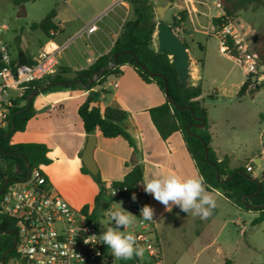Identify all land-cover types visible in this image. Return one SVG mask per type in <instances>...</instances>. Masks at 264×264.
Wrapping results in <instances>:
<instances>
[{
	"label": "crops",
	"instance_id": "1",
	"mask_svg": "<svg viewBox=\"0 0 264 264\" xmlns=\"http://www.w3.org/2000/svg\"><path fill=\"white\" fill-rule=\"evenodd\" d=\"M214 1L219 7L218 1ZM82 2V0H57L52 6L49 11L56 8L54 19V23L58 27L56 34L52 36L43 34L24 40L15 39L16 50L12 51L11 45L5 42L12 61L17 62L21 52H26L33 61L44 49L54 50L58 59L56 72L62 68L80 71L89 68L100 56L107 54L118 38L124 23L133 17L132 6L127 0H88L90 8L86 12L80 7ZM120 3L122 5L119 11H115L112 15L108 14L109 10ZM173 3V8L178 6V10L187 11L183 29L176 30L184 41L187 42L188 39L193 43L194 33L210 34L206 32L204 25L208 22L207 18L211 13V4L207 0H183V2ZM221 15H223V11L219 9L216 16ZM98 17L100 18L96 23L97 29L94 32H88L87 26ZM197 45L200 49L204 47L200 42H197ZM188 47L191 56L189 83L201 85L203 93L200 102L207 109L205 98L217 97V91H206L204 75L201 74L205 69L208 52L204 47L203 62L202 59L193 56L189 44ZM221 52L224 54L222 50ZM226 56L230 58L227 54ZM243 75L244 80L241 83L244 84L248 78L244 72ZM72 76V74L66 75V77ZM243 84H239V86ZM232 86L236 87V84ZM258 89H261L260 86L256 88V85L253 87L249 85L243 95L250 92L255 99L259 97V92L253 93V91ZM93 90L103 91L98 103L102 110L111 106L126 112L122 125L134 143V147H130L122 137L106 138L100 132L94 134L96 136L94 159L99 169L98 173L107 185L123 179L128 171L126 163L133 156L143 167L144 180L145 177L169 173H176L183 177L199 174L186 149L181 133L174 132L166 140H162L150 119L148 110L166 102L165 95L154 82L144 81L134 68L125 65L121 67L119 75L109 76L102 85L95 86ZM88 92L87 89H80L39 94L34 100L36 115L30 119L23 132L14 134L12 142L45 144L48 147L47 157L50 159V163L41 165V168L50 186L74 208L83 209L88 205L89 211L96 212L98 208L94 206V201L100 189L94 178L82 171L84 164L81 159L88 134L84 131L78 108L84 102ZM259 112L260 109H257L256 123L261 142ZM207 113L208 121H210L208 109ZM212 125L213 122L210 121L212 147L219 160L228 158L231 168L246 167L256 161L258 162L255 163L256 167L262 165L264 158L259 155L260 148L250 151L247 156L243 157L225 146L230 139L220 140L216 137ZM253 174L257 176L254 170ZM218 193L220 192L218 191ZM147 197L149 205L155 210L153 223L161 247L162 259L164 250L173 241H182L191 247L192 245L194 247L196 240H199L205 247L207 241H211V218L205 222H202L201 219L196 220L198 227L194 230L195 241H190L183 235L184 228L181 226L182 219L187 216V213L181 211L177 206H174L171 212L166 211L165 207L150 194H147ZM117 200L120 199L113 200L110 203V209H105L101 215L110 216V210L117 208L115 206ZM128 211L130 212L129 208ZM213 213H216V209ZM107 227L110 226L107 225ZM120 230L123 231V228ZM229 258H226L225 261Z\"/></svg>",
	"mask_w": 264,
	"mask_h": 264
},
{
	"label": "trees",
	"instance_id": "2",
	"mask_svg": "<svg viewBox=\"0 0 264 264\" xmlns=\"http://www.w3.org/2000/svg\"><path fill=\"white\" fill-rule=\"evenodd\" d=\"M14 4H23L32 0H11ZM132 6L133 17L128 19L116 39L111 50L100 56L89 68L80 71H73L69 68H62L60 71L46 77L43 80L33 81L26 85L22 97L13 99V107L10 109L9 128H0V192H5L7 185L16 180H22L28 176L30 169L37 168L39 165L50 163L47 157L48 147L43 143L23 142L14 143L12 138L17 132H23L30 119L36 115L33 97L28 100V95L34 90L41 89L40 94H47L59 90H80L87 89L88 95L78 108V114L83 122L86 134L100 132L106 138L122 137L130 147L134 143L122 125L126 112L115 107H106L102 110L98 103L103 91H94L97 85H102L109 76H117L121 73V67L128 65L134 68L138 75L146 82H154L160 91L165 95L166 102L152 107L148 110L150 119L158 131L160 138L166 140L174 132H180L186 149L195 163L200 175H203L207 188L219 191L238 210L252 211L259 213L254 223L264 220V172L254 176L248 172L245 166L231 168L228 158L219 160L213 147L212 135L208 121L207 109L202 106L200 97L202 96L201 85L184 86L180 82L177 72L174 69L172 58L153 48V36L157 25L160 23L156 19L155 7L149 5L151 0H127ZM223 15L212 19L214 26H218L223 21L234 18L240 11L256 10L263 8L264 0H217ZM56 8L49 11L46 16L38 23H33V28H39L42 32L51 36V30L58 31L54 23ZM187 18V11H182L172 16L169 23L174 30L183 29ZM186 48L188 44L186 41ZM252 49L258 55L259 66L264 73V25L252 37ZM229 52L232 53V42L227 45ZM138 61L145 65L149 71L160 73L162 76L151 77ZM32 59L26 52L20 53L19 64L32 63ZM2 62L0 60V66ZM72 74V77L66 75ZM97 78L93 80L94 77ZM165 79L168 87L165 88ZM55 83H60L55 85ZM247 83L253 87L250 78ZM199 118V119H197ZM204 119L203 127H200L201 120ZM255 166V163H253ZM128 171L121 181L107 183L101 178L100 174H91L89 170L82 166L84 173L90 174L99 186V193L94 201L96 208L102 206L110 209V203L116 199H125L146 195L143 189L144 170L141 164L133 156L126 163ZM8 181L3 189L4 183ZM49 187V184H48ZM120 190L119 196L111 195V189ZM126 191L123 192V189ZM87 212L89 206L83 207ZM91 218L98 224V216L92 211ZM14 223L6 218L0 217V261L5 253L13 246L15 238ZM105 229L100 230L102 233ZM107 248L106 245H104ZM108 249V248H107ZM12 252L5 255L8 259ZM139 258L124 261L130 263L138 261ZM96 264V263H93ZM224 264H230L226 260Z\"/></svg>",
	"mask_w": 264,
	"mask_h": 264
},
{
	"label": "rangeland",
	"instance_id": "3",
	"mask_svg": "<svg viewBox=\"0 0 264 264\" xmlns=\"http://www.w3.org/2000/svg\"><path fill=\"white\" fill-rule=\"evenodd\" d=\"M82 1L79 6L88 12L90 8L88 0ZM168 1L183 2V0H151L154 7L165 5ZM207 1L211 4V13L207 18L208 22L204 25L206 32L210 34L194 33V42L192 43L188 39L187 42L193 56L202 59L203 62L204 47L208 52L205 69L201 74L204 75L206 91H217L216 98H205L209 118L213 122L212 130L220 140L230 139L225 146L235 153L245 157L250 151L260 148L259 155L264 157V82L260 84L261 89H258L260 91H253V93L259 92V97L255 99L250 92L245 95L238 94L242 86L239 84H243L241 81L244 80L243 70L225 53L221 52L219 40L214 36L221 24L214 26L212 23L213 18L219 17L216 15L221 8L216 6L214 0ZM56 2L57 0H32L23 4H14L11 0H0V41L10 44L12 51L16 50L15 39L24 40L42 36L44 34L42 30L33 28L32 25L45 17ZM173 4L166 11L163 19L157 15L156 19L169 24L172 21L173 13L177 15L184 11L178 10V6L173 8ZM121 5V3L115 5L108 11V14L112 15L115 11H119ZM228 21H232L238 27L252 48L253 35L264 25V10L263 8L243 10ZM225 22L227 21H223V23ZM153 37L152 46L158 50L156 31ZM197 42H200L204 47L200 49ZM19 46L21 45L19 44ZM260 71H262L261 67ZM233 84H236V87L232 86ZM257 109H260L258 123L261 142L256 123ZM250 165L257 176L264 172V161L258 167L253 163ZM207 190L213 193L217 200L216 213L209 217L212 228L211 241H207L206 247L201 245L199 240L195 241L194 230L198 227L196 220L201 218L188 214L181 223L184 228L183 235L190 241L194 240L195 245L191 247L187 246L185 242L173 241L163 252L164 264H224L228 257H230L228 259L230 264H264V220L254 223L259 213L238 210L225 199L223 194L209 188ZM118 202H122L121 206L128 211L125 200H117L116 207H119ZM104 210L100 206L96 214L99 227L106 230L107 225L112 227L115 226V223L112 222L110 216L101 215ZM209 218L201 220L205 222Z\"/></svg>",
	"mask_w": 264,
	"mask_h": 264
},
{
	"label": "built area",
	"instance_id": "4",
	"mask_svg": "<svg viewBox=\"0 0 264 264\" xmlns=\"http://www.w3.org/2000/svg\"><path fill=\"white\" fill-rule=\"evenodd\" d=\"M220 7V6H219ZM100 17L88 26V32L97 29ZM51 30V36L56 34ZM221 50L226 53L245 73L251 82L262 84L264 73L260 71L258 55L252 50L238 27L227 21L215 32ZM232 42L230 53L228 42ZM0 128L10 124V109L13 99L23 96L26 85L43 80L56 73L58 59L54 50L44 49L29 64L13 63L8 46L0 41ZM117 85V84H115ZM264 158V157H263ZM248 172L253 174L251 165ZM254 175V174H253ZM41 165L30 169L27 177L7 185L0 196V217L11 220L15 226L16 242L11 256L0 264H163L162 251L153 221H144L140 211L149 205L146 195L125 198L130 212L137 216L136 223L124 232H132L140 246L145 249L138 261L123 263L115 260L111 251L99 239L97 222L91 218L92 212L76 209L50 186ZM116 195L120 190L117 188ZM126 188L123 189V192ZM97 238L86 244L89 236Z\"/></svg>",
	"mask_w": 264,
	"mask_h": 264
},
{
	"label": "clouds",
	"instance_id": "5",
	"mask_svg": "<svg viewBox=\"0 0 264 264\" xmlns=\"http://www.w3.org/2000/svg\"><path fill=\"white\" fill-rule=\"evenodd\" d=\"M145 193L150 194L157 202L161 203L166 211L171 212L174 206L181 211L192 216L207 219L217 207V200L213 193L207 190L206 180L203 175L196 174L183 177L176 173L165 175H154L145 177L143 183ZM116 195V190L112 191V196ZM132 199L136 200L135 193ZM110 210L109 215L115 226L107 227L98 237L102 244L111 251L115 260H132L142 258L145 249L137 242L136 236L132 232H124L136 223L137 216L126 211L121 205ZM155 210L150 205H144L140 211V217L144 221H153ZM97 238L96 235L88 237L84 241L86 244L92 243Z\"/></svg>",
	"mask_w": 264,
	"mask_h": 264
},
{
	"label": "water",
	"instance_id": "6",
	"mask_svg": "<svg viewBox=\"0 0 264 264\" xmlns=\"http://www.w3.org/2000/svg\"><path fill=\"white\" fill-rule=\"evenodd\" d=\"M149 5H152V2H148ZM173 4L172 1H168L165 5H157L155 6V13L160 18L163 19L165 17L166 11L169 9V7ZM156 34L158 38V51L165 53L169 55L172 58V63L174 66L175 71L177 72L178 78L182 85L188 86L189 78H190V67H191V56L188 48H186L185 42L180 37V35L177 34V31L174 30L170 24L160 22L156 27ZM124 53H131L135 56V54L131 51H124ZM2 55L0 54V58ZM136 58V56H135ZM137 64L141 66L151 77H157L162 76L160 73L151 72L148 70V68L141 64L138 59L136 58ZM97 78L94 77L93 80ZM60 83H55V85H58ZM260 84H256V88H258ZM168 83L165 79V88L167 90ZM249 88V84L245 82L242 86L240 91L238 92L239 95H243L246 93V91ZM41 89L34 90L28 95V100H31L33 97H36L40 94ZM199 119V118H197ZM201 124L200 127L204 126V119H200ZM5 130H8L9 124H7L5 127ZM96 143V136L94 134H90L86 138L85 147L81 153V159L85 167L89 170L91 174H97L99 172L97 163L94 159V148ZM255 163H258L257 161ZM29 169H31L30 166H28ZM8 181H6L3 185V189L6 187ZM2 194V191L0 192V196ZM16 242V237L14 238L13 246L10 250H8L5 255L12 251L14 248ZM4 258L2 259L1 263L4 262Z\"/></svg>",
	"mask_w": 264,
	"mask_h": 264
}]
</instances>
